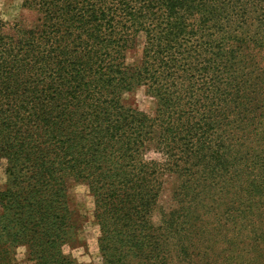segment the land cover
Here are the masks:
<instances>
[{
    "label": "trees",
    "instance_id": "16d2710c",
    "mask_svg": "<svg viewBox=\"0 0 264 264\" xmlns=\"http://www.w3.org/2000/svg\"><path fill=\"white\" fill-rule=\"evenodd\" d=\"M21 8L31 20L0 21V260L26 246L72 264L73 183L93 199L102 264H264V0ZM138 88L153 117L124 104Z\"/></svg>",
    "mask_w": 264,
    "mask_h": 264
},
{
    "label": "rangeland",
    "instance_id": "374dc122",
    "mask_svg": "<svg viewBox=\"0 0 264 264\" xmlns=\"http://www.w3.org/2000/svg\"><path fill=\"white\" fill-rule=\"evenodd\" d=\"M22 0H0V21L11 26L19 21L31 20V15L22 8ZM141 48L126 53L127 64H137L140 61ZM124 104L138 111L153 117L155 115L156 104L144 88H138L132 93L123 97ZM146 159H159L158 155L148 152ZM4 164L0 167V190L4 184ZM159 197L157 208L153 214V222L159 223L160 212L168 210L172 203L170 201L172 185L175 183L173 178H167ZM68 201L70 210L74 214L73 223L77 230L73 231L70 239L61 247V255L70 260L72 264H102L103 260L98 245L100 230L94 219L93 199L85 185L70 184L68 189ZM11 260H0V264H36L29 256L26 246H16L12 248Z\"/></svg>",
    "mask_w": 264,
    "mask_h": 264
}]
</instances>
